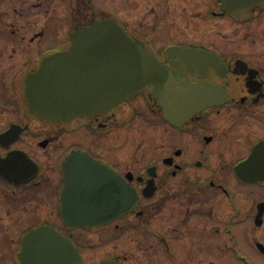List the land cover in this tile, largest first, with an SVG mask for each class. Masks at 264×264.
Instances as JSON below:
<instances>
[{
  "label": "flooded vegetation",
  "instance_id": "af4514ba",
  "mask_svg": "<svg viewBox=\"0 0 264 264\" xmlns=\"http://www.w3.org/2000/svg\"><path fill=\"white\" fill-rule=\"evenodd\" d=\"M244 5L0 0V264H25L43 228L74 264H264V0ZM107 18L173 88L217 86L223 102L173 125L148 85L90 117L33 112L29 76Z\"/></svg>",
  "mask_w": 264,
  "mask_h": 264
},
{
  "label": "water",
  "instance_id": "95a60500",
  "mask_svg": "<svg viewBox=\"0 0 264 264\" xmlns=\"http://www.w3.org/2000/svg\"><path fill=\"white\" fill-rule=\"evenodd\" d=\"M73 55H78V61L66 68H60L66 55H54L31 75L28 95L33 111L58 118L91 116L107 112L152 83L165 118L181 124L192 115L221 104L224 96L221 89L210 85L172 88L175 80L171 72L135 42L116 19L97 22L79 32L69 53ZM49 66L53 70H47ZM64 239L51 229L29 233L24 241V263L74 264L72 249L67 250ZM48 249L52 250L51 258L43 253ZM34 250L40 253H33ZM33 254L37 256L35 261Z\"/></svg>",
  "mask_w": 264,
  "mask_h": 264
}]
</instances>
